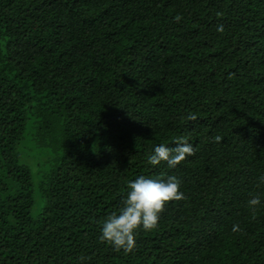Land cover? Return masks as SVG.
Returning a JSON list of instances; mask_svg holds the SVG:
<instances>
[{"label": "trees", "instance_id": "1", "mask_svg": "<svg viewBox=\"0 0 264 264\" xmlns=\"http://www.w3.org/2000/svg\"><path fill=\"white\" fill-rule=\"evenodd\" d=\"M181 135L195 155L147 162ZM169 175L186 199L134 252L100 241L128 183ZM261 176L264 0H0V264H264Z\"/></svg>", "mask_w": 264, "mask_h": 264}, {"label": "clouds", "instance_id": "2", "mask_svg": "<svg viewBox=\"0 0 264 264\" xmlns=\"http://www.w3.org/2000/svg\"><path fill=\"white\" fill-rule=\"evenodd\" d=\"M217 16H222V13H217ZM181 20L180 15L175 17L177 23ZM216 30L223 33L224 25H218ZM186 119L195 121L197 116L189 113ZM222 139V136L216 135L213 137V142L219 143ZM173 142L172 147L163 143L155 146L154 152L147 156V162L153 166L166 162L169 168H175L188 157L195 155L196 149L187 136L175 137ZM258 179L264 184V176ZM127 187L129 191L122 201L123 206L118 213L113 212L104 220L100 236L102 243H108L117 252L123 250L125 254L132 253L136 249V233L139 229L142 228L144 231L156 229L160 214L165 210L166 205L186 199L185 194L180 190L181 180L175 175L167 176L166 180L140 176L128 183ZM261 204L260 194L251 195L247 201L253 219L256 218ZM232 231L242 232V229L239 224H235ZM80 259L86 258L81 256Z\"/></svg>", "mask_w": 264, "mask_h": 264}, {"label": "rangeland", "instance_id": "3", "mask_svg": "<svg viewBox=\"0 0 264 264\" xmlns=\"http://www.w3.org/2000/svg\"><path fill=\"white\" fill-rule=\"evenodd\" d=\"M26 134V138L24 139L23 143L21 144V151H22V161L28 162V164L31 167L32 174H33V182L36 184L39 179V169L41 168V162L43 160V157H40L42 154L38 151L37 148L31 146V141H29V134ZM27 157V160H26ZM32 214L38 215L40 209H41V201L38 198H35V202L33 204Z\"/></svg>", "mask_w": 264, "mask_h": 264}]
</instances>
